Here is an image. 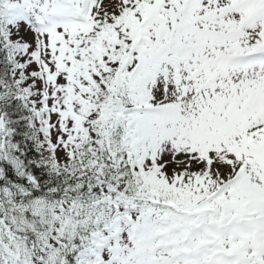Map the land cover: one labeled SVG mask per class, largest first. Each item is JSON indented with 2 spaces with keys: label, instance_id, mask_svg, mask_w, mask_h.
<instances>
[{
  "label": "snow or ice",
  "instance_id": "1",
  "mask_svg": "<svg viewBox=\"0 0 264 264\" xmlns=\"http://www.w3.org/2000/svg\"><path fill=\"white\" fill-rule=\"evenodd\" d=\"M0 264H264V0H0Z\"/></svg>",
  "mask_w": 264,
  "mask_h": 264
}]
</instances>
